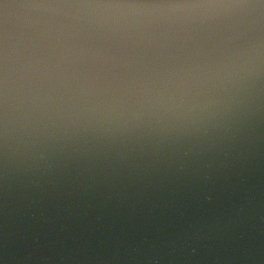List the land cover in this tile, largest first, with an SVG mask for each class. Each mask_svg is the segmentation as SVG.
I'll list each match as a JSON object with an SVG mask.
<instances>
[{"label": "water", "instance_id": "95a60500", "mask_svg": "<svg viewBox=\"0 0 264 264\" xmlns=\"http://www.w3.org/2000/svg\"><path fill=\"white\" fill-rule=\"evenodd\" d=\"M0 264H264V0H0Z\"/></svg>", "mask_w": 264, "mask_h": 264}]
</instances>
